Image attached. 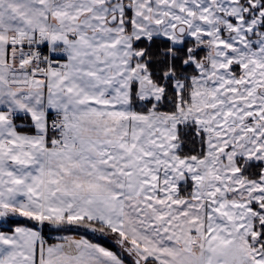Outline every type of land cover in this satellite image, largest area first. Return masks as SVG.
I'll return each instance as SVG.
<instances>
[{"label":"snow or ice","instance_id":"obj_1","mask_svg":"<svg viewBox=\"0 0 264 264\" xmlns=\"http://www.w3.org/2000/svg\"><path fill=\"white\" fill-rule=\"evenodd\" d=\"M0 264H264V0H0Z\"/></svg>","mask_w":264,"mask_h":264}]
</instances>
